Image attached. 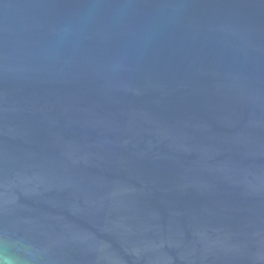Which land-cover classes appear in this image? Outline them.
<instances>
[{
  "label": "water",
  "instance_id": "water-1",
  "mask_svg": "<svg viewBox=\"0 0 264 264\" xmlns=\"http://www.w3.org/2000/svg\"><path fill=\"white\" fill-rule=\"evenodd\" d=\"M0 256L264 264V0H0Z\"/></svg>",
  "mask_w": 264,
  "mask_h": 264
},
{
  "label": "clouds",
  "instance_id": "clouds-1",
  "mask_svg": "<svg viewBox=\"0 0 264 264\" xmlns=\"http://www.w3.org/2000/svg\"><path fill=\"white\" fill-rule=\"evenodd\" d=\"M0 264H15V262L7 257L0 256Z\"/></svg>",
  "mask_w": 264,
  "mask_h": 264
}]
</instances>
